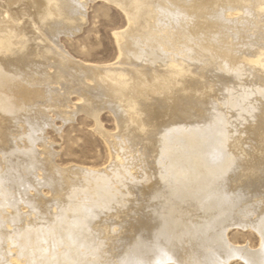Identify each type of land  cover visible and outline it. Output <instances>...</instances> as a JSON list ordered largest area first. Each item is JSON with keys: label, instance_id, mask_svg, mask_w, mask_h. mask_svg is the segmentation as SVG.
Masks as SVG:
<instances>
[{"label": "bare ground", "instance_id": "1", "mask_svg": "<svg viewBox=\"0 0 264 264\" xmlns=\"http://www.w3.org/2000/svg\"><path fill=\"white\" fill-rule=\"evenodd\" d=\"M92 1L0 0V264H103L115 258V264H264V206L247 212L229 206L237 200L236 179L252 176L243 163L254 154L263 159L264 150L205 146L196 134L204 126L223 144L234 138L220 112L201 123L175 121L186 116L185 106L194 108L211 92L201 63L221 53L260 54L264 63L258 51L264 50V22L259 26L257 19L264 10L254 11L262 0H104L120 9L127 27L114 34L119 58L103 65L74 59L59 41L87 23ZM252 24L260 30L253 37L247 30ZM246 65L243 70H250ZM245 93L236 107L254 124L249 135L264 141V113L245 102ZM72 95L79 99L71 110ZM209 100L219 104L216 96ZM105 108L114 114L115 134L99 122ZM50 113L63 122L78 113L93 118L109 147V163L58 167L44 144L45 128L54 121ZM166 117L173 123L155 130ZM151 131L153 139L145 142ZM137 144L141 150L132 148ZM144 156L158 160L159 168L147 169L156 175L152 181L138 174H146ZM44 187L51 195L43 194ZM144 190L151 191L149 213L136 222L147 237L132 238L116 257L121 238L109 220L120 218ZM233 228L255 232L259 246L235 245L228 237Z\"/></svg>", "mask_w": 264, "mask_h": 264}, {"label": "rangeland", "instance_id": "2", "mask_svg": "<svg viewBox=\"0 0 264 264\" xmlns=\"http://www.w3.org/2000/svg\"><path fill=\"white\" fill-rule=\"evenodd\" d=\"M257 8L264 10V0L258 3L256 9ZM256 9L254 11L257 12L258 15L259 12L258 9ZM257 19H259V26L263 27L262 22L264 21L262 19H264V17L258 16ZM22 21H24V18ZM126 27V18L118 7L114 6L113 4H109L104 0H94L89 2L87 6V23L82 27V29L77 34L68 38L60 36L59 41L74 59L80 60L90 65L110 64L119 58V50L114 38V34L117 31L124 30ZM247 30L249 33L248 35L252 37L254 34L257 35V31H260L258 26L254 24L250 25V28ZM236 40L237 39H235L233 42L237 44L241 39H238L237 41ZM32 44L33 43L28 42V45ZM258 51L264 53V50ZM258 56V58L252 59V57L246 56L245 54H240L237 56L236 54L233 55L231 53H221L216 55L214 59H211L208 63H201L200 67L202 68V72L206 74V83L210 87L211 92L207 93V90L204 89L206 90L207 97L205 99L201 98L202 100H200L194 108L185 106L186 116L184 114V117H181L175 121L185 124L197 122L201 123L205 121V119L214 118V115L220 112L224 117V120L228 123L225 130H227L228 133H233L234 138L230 139L228 143L226 142L223 144L221 143L222 139L219 138L217 132L208 126H204L199 128L196 134L202 138V141L205 142V146L210 144L212 148L219 149L223 148L224 145L230 144V146L235 150L244 148L245 150L250 151V153H262L264 150V141L260 140L254 135H249V129L251 128L254 130V124L250 122L251 119L248 117L249 114L239 112L240 109L236 107V101L241 99L243 93H245V90H251L250 96H247L246 93L244 94L246 96L245 102H251L252 104L257 105L261 109L259 113H264V63L259 61V58L261 57L260 54ZM159 63L160 62L156 63V65ZM246 64L251 66L250 70H243L242 66ZM227 86H229V88H227ZM215 96L219 98L218 105L215 103L211 104L209 102V98ZM70 99L71 102H69V107L72 110L71 107L77 103L79 98L75 95H72ZM227 100L229 102H227ZM189 115L194 116L189 117ZM49 116L54 117V125L52 123V126L45 128L44 136L46 139L44 144H46L45 147L47 146L49 152L53 154L54 162L58 167L67 168L77 166L102 168L109 163V147L103 138L98 135V133H96L97 131L94 129L96 126L93 118H90L84 113H78L73 120L63 122L60 118L56 117L55 115L53 116L51 113ZM240 117L247 119V121L245 122V120H243L244 122H241ZM173 120L174 119H170L168 117L160 118V120H158L157 128L155 127L154 129L158 132L162 131L171 123H173ZM166 121L167 125L165 123ZM99 122L104 130L109 133L115 134L116 131L119 132L118 128L116 127L117 124L114 114L109 109L105 108L101 111L99 115ZM234 131H236V134ZM154 134V131L149 132L147 136L143 137L144 141L148 142L149 140H152ZM48 141L50 144H48ZM201 144L203 143L201 142ZM138 145L140 144H137V146L133 145L132 148H134V150H141L142 145ZM249 159H251V161L243 163L242 169L243 171L245 170L249 173H252V176L246 177L245 179H236L238 188L232 191V196H234L235 200H237L236 203L234 202L229 205L231 206L232 210L237 208V211L245 210L247 212L253 207L258 208L257 206L260 204L262 205H260L261 207L264 206V202L260 200L264 199V158H257V156L254 154L250 156ZM153 160V158H148V156H144L143 158L142 162H144V165L143 163H141V165L142 169H145L144 171L146 174L138 172L139 176L142 177L140 179H143V182L145 180L152 181V177L156 176L154 175L153 170L159 168L158 160L156 163H154ZM151 161L154 164L151 163ZM257 162L258 167L255 164ZM147 169L153 170L148 172ZM241 172L242 171L240 169L235 171L236 174ZM132 181H135V179L130 178L129 182ZM141 187L142 185L139 184L138 188ZM42 192L43 194L51 195V192L47 187L42 188ZM150 194L151 191L149 190H144L142 193L137 191L135 198L132 199H136L137 201H133L128 205L130 209L128 207L122 209L123 212L121 213L120 218L114 221L109 220V223L117 224L115 228L118 230L116 237L118 239L121 238V242L114 246V250H116V257L118 256L121 258V256H123V251L128 244L132 246V238H136L140 235L141 238L147 237V232L145 229L136 221L144 219L143 215L149 213V209H147L146 206L148 205V196ZM253 200L259 203L256 204V202ZM131 215L136 219L132 218ZM124 216L127 217L125 218ZM105 229L109 233L112 232L111 228ZM125 229L127 230L125 231ZM132 229L133 231L135 230L134 233H131ZM116 237L113 236V240H118ZM228 237L231 242L234 244L236 243L235 245L244 246L248 244L247 246L252 249H256L259 246L258 235L250 229L242 231L240 228H233V230L228 232ZM133 241H135V239ZM110 260L104 259L103 264H115L117 262L116 258L111 261ZM237 262L243 264L238 260L232 261L231 264H236ZM96 264H99V262L97 261Z\"/></svg>", "mask_w": 264, "mask_h": 264}]
</instances>
